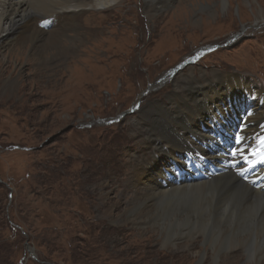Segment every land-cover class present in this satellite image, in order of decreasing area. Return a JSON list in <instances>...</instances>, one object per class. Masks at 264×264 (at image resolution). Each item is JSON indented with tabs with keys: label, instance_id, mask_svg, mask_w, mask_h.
Segmentation results:
<instances>
[{
	"label": "rangeland",
	"instance_id": "obj_1",
	"mask_svg": "<svg viewBox=\"0 0 264 264\" xmlns=\"http://www.w3.org/2000/svg\"><path fill=\"white\" fill-rule=\"evenodd\" d=\"M119 1L84 15L85 42L51 69L29 56L9 62V49L18 45L0 49V64L8 66L0 71V264H197L195 255L162 249L157 229L133 227L118 210L122 224L101 217L98 187L110 197H132L131 158L139 149L132 121L153 103L172 108L174 84L166 80L172 71L240 74L264 92V17L256 22L264 0H182L185 18L172 5L151 19L143 0ZM206 6L215 13H203ZM8 77L16 81L11 93L3 87ZM231 98L234 115L239 100ZM160 114L159 122L139 121L161 128L172 117ZM162 138L179 149L170 134ZM166 156L161 168L168 170L172 156ZM174 177L171 171L167 182ZM159 181L166 186L164 177ZM199 240L192 249L203 250ZM220 259L252 264L238 248ZM200 264L215 263L207 256Z\"/></svg>",
	"mask_w": 264,
	"mask_h": 264
},
{
	"label": "bare ground",
	"instance_id": "obj_2",
	"mask_svg": "<svg viewBox=\"0 0 264 264\" xmlns=\"http://www.w3.org/2000/svg\"><path fill=\"white\" fill-rule=\"evenodd\" d=\"M116 1L0 0V49L6 50L13 44L18 45V50L7 51L9 62L14 64L15 59L29 56L40 67L51 69L66 57L75 56L79 46L85 42V35L80 33L86 32L82 24L84 15L94 12L93 10L106 9ZM122 2L120 0L118 5L122 6ZM143 2L148 19L172 5L176 8L175 13L185 18L186 13L181 7L182 0ZM222 4L225 5L224 2ZM35 7L38 9L35 10ZM202 12L208 15L215 13L208 6L202 7ZM258 16L256 22L264 17L261 11ZM48 18H53L52 23H44ZM191 24L197 26L198 20L191 21ZM71 33L72 37L69 36ZM26 45L29 48L26 49ZM30 48L32 56L28 55ZM49 52L50 58L47 57ZM191 60L188 58L185 61ZM1 64L2 76L8 72V66L3 67ZM176 72L175 70L166 75V80L171 78L174 84V92L168 96V103L172 108L153 103L150 107L139 109L137 119L132 121L133 136L136 140L134 142L139 145L138 151L133 152L131 158L130 180L133 181L134 188L132 197L129 201L124 200L123 193H120L121 196L117 194L110 197L111 193L102 192L103 184L100 185L98 199L102 205L101 217L114 225L122 224L114 215L118 210L133 227L157 229L162 249L188 252L197 257V264L207 256L215 264H224L220 255L237 248L242 250L246 261L255 264L264 257V192L249 187L227 170L222 163L225 157L219 151L211 150L205 153V163L197 169L199 172L202 167L200 180H197L191 169L186 166V171L192 172L188 177H193V184L182 183L176 175H172L175 176L172 182H167L161 163L168 153L172 156V161L180 163L188 158L184 153H187L186 150L190 146L201 149L202 143L212 133L207 129L206 121L204 123L205 118L215 116V111L222 115L221 105L228 112L227 101L232 104V96L236 97L235 102L239 100L237 107L243 104L253 109L252 112L244 111L245 122L241 125L245 127L248 121V131H252L256 126L254 143L261 141L264 138V126L261 123L264 118V92L240 74L212 73L210 77L204 74L195 77ZM15 83L16 81L8 77L3 83L4 90L11 93ZM178 92L185 95L181 96ZM246 95H256L257 98L255 102L249 103ZM228 107L230 109L233 106ZM232 109L236 112V108ZM162 110H165V114L171 116L172 120L161 121L164 124L161 128L155 122L149 128L139 121V118L148 121L149 116L158 121ZM236 115L239 116L238 113ZM253 123L255 126H251ZM163 133L170 134L172 143L177 142L179 149L177 144L172 146L170 142L163 140ZM161 149L165 152L164 157L160 155ZM259 149L260 147H256V150ZM145 151L149 155L147 158L143 156ZM144 159L146 161H143ZM172 164L173 162L168 163L167 166ZM163 177L166 186L159 183V179ZM109 200H114V203L109 204ZM196 238H200L203 250L191 248Z\"/></svg>",
	"mask_w": 264,
	"mask_h": 264
},
{
	"label": "snow or ice",
	"instance_id": "obj_3",
	"mask_svg": "<svg viewBox=\"0 0 264 264\" xmlns=\"http://www.w3.org/2000/svg\"><path fill=\"white\" fill-rule=\"evenodd\" d=\"M243 139H244V137L239 135V133L236 135V143L237 144H240ZM260 143H261V150L259 152H256L255 150H253L251 153V155L259 157L258 161H254V163L255 162L264 163V139H261ZM237 154L238 153L236 151H234L232 153V155H237Z\"/></svg>",
	"mask_w": 264,
	"mask_h": 264
},
{
	"label": "water",
	"instance_id": "obj_4",
	"mask_svg": "<svg viewBox=\"0 0 264 264\" xmlns=\"http://www.w3.org/2000/svg\"><path fill=\"white\" fill-rule=\"evenodd\" d=\"M26 250H27V252L29 253V255H30L31 257L35 258L34 255H33L32 252H31L30 248H27Z\"/></svg>",
	"mask_w": 264,
	"mask_h": 264
}]
</instances>
